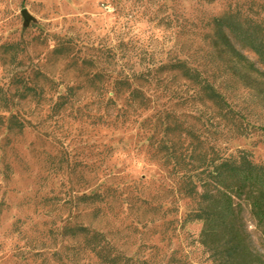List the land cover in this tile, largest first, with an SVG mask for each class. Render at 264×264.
<instances>
[{
	"label": "rangeland",
	"instance_id": "rangeland-1",
	"mask_svg": "<svg viewBox=\"0 0 264 264\" xmlns=\"http://www.w3.org/2000/svg\"><path fill=\"white\" fill-rule=\"evenodd\" d=\"M230 9L264 20V0H0V264H104L66 226L102 233L125 258L222 264L203 224L186 222L196 205L157 148L174 114L192 127L190 151L264 164V69L250 51L238 48L242 60L213 44L210 22ZM177 61L214 81L233 118L164 69ZM119 79L149 107L116 93ZM241 217L243 264H264V226L248 207Z\"/></svg>",
	"mask_w": 264,
	"mask_h": 264
},
{
	"label": "trees",
	"instance_id": "trees-1",
	"mask_svg": "<svg viewBox=\"0 0 264 264\" xmlns=\"http://www.w3.org/2000/svg\"><path fill=\"white\" fill-rule=\"evenodd\" d=\"M210 25L215 46L242 60L245 57L238 48L250 51L264 69V20L257 14L247 15L241 10L230 9L214 17ZM164 69L179 74L193 86L198 99L212 104L222 119L233 118L234 111L228 100L202 70L185 61L171 63ZM102 75L97 72L91 79L90 85L95 90H98L96 80ZM114 89L119 94L121 91V95L127 93V101L139 108L149 107V98L140 89L132 87L128 80H116ZM73 91L74 88H68L65 95L58 97L59 108L70 103ZM1 102L7 108L8 99L2 97ZM165 121L164 137L157 149L163 156L164 165L170 168V175L177 179V192L196 205L187 215L186 222L203 224V239L207 246L218 252L222 264H243L249 252L241 217L245 207L250 209L257 224L264 226V164L254 163L246 151H239L230 157H209L206 149L199 153L194 148L190 151V145L185 146V140L195 138L192 127L185 126V122L174 114H168ZM9 123V130L22 131V125L13 117ZM235 126L238 128V125ZM241 130L239 127L236 132L244 135ZM95 198L96 195H93L88 199ZM64 235L84 238L91 247V253L104 264H153L148 259L125 258L114 253L102 233L87 227L66 226ZM172 264L185 263L179 261Z\"/></svg>",
	"mask_w": 264,
	"mask_h": 264
},
{
	"label": "water",
	"instance_id": "water-1",
	"mask_svg": "<svg viewBox=\"0 0 264 264\" xmlns=\"http://www.w3.org/2000/svg\"><path fill=\"white\" fill-rule=\"evenodd\" d=\"M24 16H25V19H26L27 21H29L30 16H29V14H28L26 11L24 12Z\"/></svg>",
	"mask_w": 264,
	"mask_h": 264
}]
</instances>
